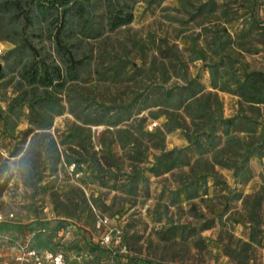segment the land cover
<instances>
[{
	"label": "rangeland",
	"instance_id": "rangeland-1",
	"mask_svg": "<svg viewBox=\"0 0 264 264\" xmlns=\"http://www.w3.org/2000/svg\"><path fill=\"white\" fill-rule=\"evenodd\" d=\"M89 1L95 30L80 47L88 63L78 80L57 90L61 112L48 128L30 123L27 105L10 129L0 123V211L15 213L14 225L66 221L91 228L107 215L123 228L126 259L137 264H264V104L246 102L232 80L264 71V0H121L134 18L115 29L106 0ZM47 26L30 39L39 57L50 59L56 53ZM9 37L0 35L3 109L22 84L9 54L21 38ZM214 63L218 83L227 80L229 89L213 87ZM194 78L206 96L213 94L205 100L215 115L235 118L230 134L257 149L236 175L244 149L229 142L220 123L217 146L203 135L201 147L191 143L187 133L194 139L212 123L193 119L186 103L176 108L180 94L167 96ZM73 132L83 144L68 137ZM175 148L181 165L152 170L163 150ZM83 159L85 181L70 169ZM84 237L73 229L54 240L74 253L85 249ZM5 254L0 246V259ZM110 263L102 251L88 258Z\"/></svg>",
	"mask_w": 264,
	"mask_h": 264
},
{
	"label": "trees",
	"instance_id": "trees-1",
	"mask_svg": "<svg viewBox=\"0 0 264 264\" xmlns=\"http://www.w3.org/2000/svg\"><path fill=\"white\" fill-rule=\"evenodd\" d=\"M127 2L121 0H106V15L112 29L128 25L132 22L134 14L128 9ZM93 5L89 0H0V35L9 37L14 34L21 38L20 43L9 54H14L16 62L13 63V69H18V76L21 86L17 94L11 99L7 109L0 105V123L10 129L9 125L17 110H21L25 105L29 108L30 123L38 128H48L52 123L54 115L59 114L61 109L57 98V90L66 88L69 81H75L80 78L82 70L88 63V55L80 52L82 37L90 36L95 30V15ZM47 23L49 29L48 37L54 45L56 57L45 59L40 56V48L31 41L30 36H41L44 24ZM6 32V33H5ZM13 41L17 38L9 37ZM198 58H202L199 54ZM218 65L214 63L210 66L212 83L214 88L229 89V83L224 80L221 85L218 83ZM233 82L236 84V91L243 99L250 104H264V71L252 70L245 71L243 78L232 75ZM224 78V76H223ZM222 78V79H223ZM204 86L196 78L187 79L186 85L178 88V91H166L168 97L174 94H180L181 99L176 108H181L185 103L188 112L193 119H201L205 122H211L212 126L196 137L186 134L191 143L199 144L198 137L203 135L209 145L217 146L213 131L217 123L223 125L224 133L228 136L229 142L237 144V147L244 149L239 152L241 156L240 165L235 164V175L240 170L246 168L251 156L257 149L253 148L251 143H246L237 139L235 135L230 134L229 127L234 124L235 118H224L222 115H215L211 104L205 100L211 98L212 93L206 96ZM218 105L219 101L216 99ZM19 114V113H18ZM90 120H85L89 123ZM198 130H201L198 127ZM68 137H77L83 144V138L80 133L73 132ZM69 140V138L67 139ZM64 142H68L65 141ZM201 147L202 145L199 144ZM180 150H163L156 157L152 170L168 172L182 164L179 159ZM77 172H82V179L88 180L90 177L88 170V161L73 162ZM72 165V163H70ZM67 222L60 221L56 225H50L43 221L22 225L20 233L23 238H31L32 245L40 249L55 251L61 243L54 239L62 230ZM0 233H11L7 227H0ZM84 235V231H80ZM86 240L85 249L77 250L78 254H87L90 256L96 251L109 253L106 249ZM127 244L125 236L123 239ZM85 251V252H83ZM88 264V261L86 262ZM113 264V263H110ZM116 264H137L136 261L129 259H120ZM147 264H158L150 262Z\"/></svg>",
	"mask_w": 264,
	"mask_h": 264
},
{
	"label": "built area",
	"instance_id": "built-area-1",
	"mask_svg": "<svg viewBox=\"0 0 264 264\" xmlns=\"http://www.w3.org/2000/svg\"><path fill=\"white\" fill-rule=\"evenodd\" d=\"M70 169L78 175L75 165H71ZM16 215L13 212L3 213L0 211V227H7L11 233H0V246L6 247V254L0 259V264H86L88 261L87 254H74L63 247L57 248L55 251L40 249L34 247L31 238H23L20 233L22 225H14ZM67 224V223H66ZM64 226L61 232L68 233L70 231H84V235L89 238L92 243L99 245L109 252V260L116 264L120 259H126L129 255V249L124 243V230L119 225L112 224L109 216H98L93 227L80 225L79 223H71ZM59 231V232H60ZM192 264V263H182ZM208 264H222L220 261H212Z\"/></svg>",
	"mask_w": 264,
	"mask_h": 264
},
{
	"label": "water",
	"instance_id": "water-1",
	"mask_svg": "<svg viewBox=\"0 0 264 264\" xmlns=\"http://www.w3.org/2000/svg\"><path fill=\"white\" fill-rule=\"evenodd\" d=\"M0 70H1V64H0Z\"/></svg>",
	"mask_w": 264,
	"mask_h": 264
}]
</instances>
